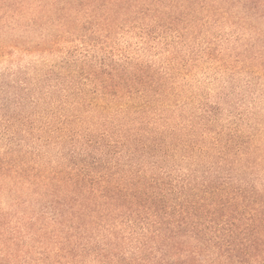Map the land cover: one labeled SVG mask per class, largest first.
Instances as JSON below:
<instances>
[{
  "label": "trees",
  "instance_id": "16d2710c",
  "mask_svg": "<svg viewBox=\"0 0 264 264\" xmlns=\"http://www.w3.org/2000/svg\"><path fill=\"white\" fill-rule=\"evenodd\" d=\"M19 51L0 264H264V0H0Z\"/></svg>",
  "mask_w": 264,
  "mask_h": 264
},
{
  "label": "rangeland",
  "instance_id": "374dc122",
  "mask_svg": "<svg viewBox=\"0 0 264 264\" xmlns=\"http://www.w3.org/2000/svg\"><path fill=\"white\" fill-rule=\"evenodd\" d=\"M118 43L120 47L131 46L132 50H138L140 48L138 42L133 38L120 37ZM55 63H59V61L56 58V55L51 53L24 54L23 52L19 51L16 52L9 60L5 59V61H3L0 59V88H8L7 91L5 90L0 94V104L4 103L5 99L7 98L11 100L13 93L20 91V89H18L19 82L24 81L26 79V75H28L29 80L33 82L37 75L41 77V74H43L44 71H46L51 65ZM217 77L218 72L214 70H212L210 73L201 70L198 73V78L204 84H210V82H212ZM42 86H44L43 83ZM208 89H210L209 86ZM8 110L11 112V107H8ZM49 155L56 157L57 149H50ZM0 201L3 207H8L9 198L7 196H3Z\"/></svg>",
  "mask_w": 264,
  "mask_h": 264
}]
</instances>
